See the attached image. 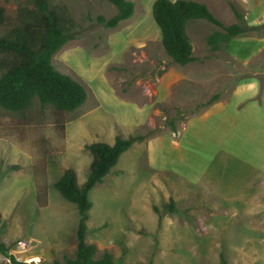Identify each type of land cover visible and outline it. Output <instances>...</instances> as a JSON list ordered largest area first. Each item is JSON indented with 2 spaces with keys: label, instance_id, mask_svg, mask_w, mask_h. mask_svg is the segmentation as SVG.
Returning <instances> with one entry per match:
<instances>
[{
  "label": "rangeland",
  "instance_id": "374dc122",
  "mask_svg": "<svg viewBox=\"0 0 264 264\" xmlns=\"http://www.w3.org/2000/svg\"><path fill=\"white\" fill-rule=\"evenodd\" d=\"M40 1L64 13L70 23V40L52 58L56 70L89 91L92 72H103L118 96L130 93L140 104L159 105L157 82L166 54L152 14L155 0H133L134 15L116 28L101 22L117 13L107 0H0V34L33 22ZM194 1L206 4L226 25L261 26L216 52L207 44L216 26L191 20L187 30L197 55L205 52L210 56L203 59H225L227 87L256 78L263 91L264 60L249 68L230 55L264 56V0ZM147 78L156 87L151 99L140 87ZM220 94L216 90L209 101ZM92 102L91 95L82 107L65 113L64 134L57 129L53 108L37 99L19 113L0 108V242L24 264H66L75 259L78 210L55 184L70 167L79 184L86 180L92 162L87 145L114 142L117 134L133 138L134 143L142 141L163 125L171 129L170 121L175 124L180 117L176 111L167 116L159 108L161 117L152 116L137 130L125 129L112 111L91 109ZM195 107L183 111L188 114ZM136 153L124 154L120 166L90 192L93 207L86 240L98 248L97 258L110 252L116 264H264V185L247 188L243 184L247 168L220 156L213 162L201 157L196 166L211 168L208 179L213 190L195 194L183 182L155 175L145 166L144 151ZM0 264H10L1 253Z\"/></svg>",
  "mask_w": 264,
  "mask_h": 264
},
{
  "label": "crops",
  "instance_id": "0c3cea01",
  "mask_svg": "<svg viewBox=\"0 0 264 264\" xmlns=\"http://www.w3.org/2000/svg\"><path fill=\"white\" fill-rule=\"evenodd\" d=\"M190 40L194 61L179 65L164 56V70L157 82L156 103L159 105L140 104L130 93L125 97L118 96L109 87V78L103 72H92L90 91L80 82L88 95L85 104L92 95L91 109L112 111L123 128L137 130L152 116L161 117V108L166 110L167 116H173L176 109L189 110L207 103L220 89L217 99L194 109L183 119L179 118L175 122L176 131L163 125L142 141H136L124 154L133 156L142 149L147 169L163 180L183 182L195 194L213 190V183L208 179L211 168L198 169V159L204 157L213 162L218 156L224 157L248 169L243 184L256 190L259 185H264V97L260 99L264 90L256 78L227 87L225 59L216 56L203 59L207 53L197 55L195 43L191 37ZM230 57L249 68L264 60L261 54L244 58L231 54ZM243 144L245 146H241ZM120 160L116 168L120 166Z\"/></svg>",
  "mask_w": 264,
  "mask_h": 264
},
{
  "label": "trees",
  "instance_id": "16d2710c",
  "mask_svg": "<svg viewBox=\"0 0 264 264\" xmlns=\"http://www.w3.org/2000/svg\"><path fill=\"white\" fill-rule=\"evenodd\" d=\"M115 6L117 13L109 20L101 19L107 28H116L121 22L130 19L135 13L133 0H107ZM40 13L33 22L12 28L0 34V108L19 113L26 110L34 99L42 105L53 108L58 122L57 129L64 134L67 112L82 107L87 101L85 87L68 74L59 72L52 64L53 56L70 40L69 29L64 13L49 9L44 1L38 2ZM238 20L242 14L231 7ZM153 18L161 31V41L165 54L171 62L186 65L196 58L193 45L187 33L191 20H204L218 30L207 38L213 52L219 51L233 38L257 31L261 26L248 24L226 25L218 19L204 3L194 0H155L152 7ZM2 13L0 8V22ZM70 24V23H69ZM205 104H199L198 109ZM183 119L188 111L176 109ZM169 125L176 131L174 121ZM133 138L117 134L113 144L96 142L87 145L92 155L90 171L86 180L79 184L74 168H67L55 184L59 193L76 205L78 224L76 231V254L74 260L66 264H116L110 252L97 258L98 248L86 240L90 210L93 202L90 192L104 177L117 166L121 156L133 145ZM0 253L10 264H24L10 254L9 247L0 242Z\"/></svg>",
  "mask_w": 264,
  "mask_h": 264
},
{
  "label": "built area",
  "instance_id": "2783aa9c",
  "mask_svg": "<svg viewBox=\"0 0 264 264\" xmlns=\"http://www.w3.org/2000/svg\"><path fill=\"white\" fill-rule=\"evenodd\" d=\"M140 87L143 91V94L149 99L156 95L155 82L152 78H147L146 80L142 81L140 83Z\"/></svg>",
  "mask_w": 264,
  "mask_h": 264
}]
</instances>
